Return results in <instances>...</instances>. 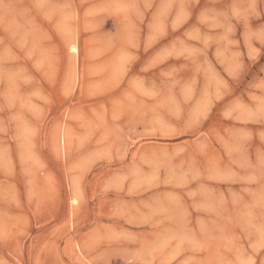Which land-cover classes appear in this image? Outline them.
Segmentation results:
<instances>
[{
  "label": "rangeland",
  "instance_id": "1",
  "mask_svg": "<svg viewBox=\"0 0 264 264\" xmlns=\"http://www.w3.org/2000/svg\"><path fill=\"white\" fill-rule=\"evenodd\" d=\"M0 264H264V0H0Z\"/></svg>",
  "mask_w": 264,
  "mask_h": 264
},
{
  "label": "bare ground",
  "instance_id": "2",
  "mask_svg": "<svg viewBox=\"0 0 264 264\" xmlns=\"http://www.w3.org/2000/svg\"><path fill=\"white\" fill-rule=\"evenodd\" d=\"M73 50L76 51V48L73 47Z\"/></svg>",
  "mask_w": 264,
  "mask_h": 264
}]
</instances>
